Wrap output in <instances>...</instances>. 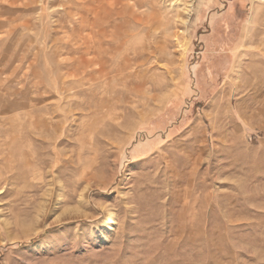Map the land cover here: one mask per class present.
Returning a JSON list of instances; mask_svg holds the SVG:
<instances>
[{"label":"rangeland","instance_id":"obj_1","mask_svg":"<svg viewBox=\"0 0 264 264\" xmlns=\"http://www.w3.org/2000/svg\"><path fill=\"white\" fill-rule=\"evenodd\" d=\"M125 1L0 0V264H264V0Z\"/></svg>","mask_w":264,"mask_h":264},{"label":"bare ground","instance_id":"obj_2","mask_svg":"<svg viewBox=\"0 0 264 264\" xmlns=\"http://www.w3.org/2000/svg\"><path fill=\"white\" fill-rule=\"evenodd\" d=\"M133 1V6L134 7H136L137 9H140V8H146V11L147 12H145V13H139L138 15H136V17H134V15H132V17L131 18H135V19H137L136 21H138L139 23H140V25L144 28L143 30L144 31H146V33H145V35H142V31H131L130 29V31H128V27L125 29V27H124V29L125 30H123L122 31V33L120 34V35H122L121 37H122V62L123 61H126V62H128V61H130V60H133L134 62L137 60H134L133 58L134 57H136V56H138V49H140V48H145L144 47V44H145V42H141V43H139V37L140 36H142L143 37V39H141V40H144L145 38H147L148 36L150 37L151 36V38L154 40V35H153V33L155 32V31H157V30H162L163 29V32H164V34H165V36H173V37H176V35H177V33L174 31V27H175V22H174V18L172 19V18H170L169 16H168V14L167 13H163V12H158V10L156 9V5H155V0H132ZM123 3H127L126 1L124 2V0H123ZM123 5H125L124 6V8L127 10V8H128V6H127V4H123ZM135 8V9H136ZM88 9V8H87ZM131 9V8H130ZM136 9V10H137ZM130 11V10H129ZM177 16V15H176ZM255 16H257L256 15V11H254V14H253V18H255ZM126 18V17H125ZM130 18V17H129ZM127 20V19H126ZM129 20V19H128ZM134 20V19H133ZM73 23V22H72ZM124 23H125V21H124ZM126 24V23H125ZM129 23H127L126 25H128ZM136 24V23H135ZM139 25V24H138ZM76 26V25H75ZM123 26V25H122ZM173 26V28H171ZM162 27V28H161ZM83 30V29H82ZM81 30V31H82ZM78 32V31H77ZM106 32V31H105ZM104 33V32H103ZM254 33V32H253ZM103 35V34H102ZM120 35H118V36H120ZM105 36V35H104ZM146 36V37H145ZM75 37V36H74ZM89 37H91V36H89ZM94 37V36H93ZM98 37V36H97ZM103 37V36H102ZM116 37V36H115ZM81 38V37H80ZM163 38V37H162ZM165 38V37H164ZM254 38V36L253 35H250V34H247V35H245V42L246 43H248V42H250L252 39ZM257 38V35H256V33H255V39ZM88 39H90V38H88ZM92 39V38H91ZM254 39V40H255ZM119 40H120V38H119ZM146 40V39H145ZM87 41V40H86ZM92 41V40H91ZM96 41V40H95ZM101 41V40H100ZM107 41V40H106ZM121 41V40H120ZM120 41H119V43H120ZM152 42V41H151ZM158 42H160V41H158ZM75 43V42H74ZM89 43V42H88ZM153 43V42H152ZM99 44V43H98ZM101 44V43H100ZM117 44V43H116ZM116 44H114V45H116ZM142 46H141V45ZM157 44V43H156ZM262 44H264V43H262V42H260V44L258 45V55L260 56V57H262V58H264V49H263V47H262ZM79 45V44H78ZM158 45V44H157ZM93 46V45H92ZM155 46V45H154ZM153 46V47H154ZM76 47V46H75ZM74 47V48H75ZM95 46H93V48H94ZM98 46L96 45V47L94 48L95 50L96 49H99L100 48V46L97 48ZM117 47V46H116ZM120 47H121V45H120ZM160 47V46H159ZM77 48V47H76ZM92 47H91V49H93ZM162 48V47H161ZM72 49V48H71ZM77 49H80V48H77ZM76 49V50H77ZM93 49V50H94ZM102 50H103V48H101ZM154 49H156V46L154 47ZM81 50V49H80ZM94 50V51H95ZM101 50V51H102ZM107 50V49H106ZM109 50V49H108ZM116 50V49H115ZM145 50H147L146 48H145ZM111 52L113 51L112 49L110 50ZM109 51V52H110ZM142 51V50H141ZM140 51V52H141ZM148 51V50H147ZM156 52V50H152V52ZM143 52H144V50H143ZM151 52V53H152ZM101 53V52H100ZM157 53V52H156ZM102 54V53H101ZM105 54V53H104ZM142 53H140V55H141ZM97 55V54H96ZM106 55V54H105ZM139 55V56H140ZM146 55V54H145ZM150 55V54H149ZM245 55L248 57V63L247 64H245V67H244V72L245 73H247V74H250V72H251V66L249 65V63L250 62H256V61H258V63L261 65V66H263V64H261V61H259L258 59H256L255 57H254V53H249V52H246L245 53ZM99 56V55H98ZM101 56V55H100ZM139 56L137 57L138 58V60H139ZM242 56V55H241ZM257 56V55H256ZM98 59H99V57H98ZM101 59V58H100ZM140 59H141V57H140ZM254 62V63H255ZM264 62V61H263ZM67 64V63H66ZM125 65V64H124ZM127 65H132V61H131V64H127ZM135 65V64H134ZM124 68V67H123ZM129 68V67H128ZM127 68V69H128ZM132 68V67H131ZM263 69V72H264V66L262 67ZM126 68H124V70H125ZM130 71V70H129ZM91 72V71H90ZM254 73V72H253ZM104 75V74H103ZM23 76V75H22ZM245 78V77H244ZM83 80V79H82ZM258 83L259 82H256V84H254V82H251V80H250V82H246V79H245V86L243 85V86H239V87H237V89H236V91L238 92V91H240L241 89H244V87H246V88H250V89H252V90H254L255 91V93H254V96H252V98L254 99V100H256V99H258V98H262L263 97V95H262V90H260V87L261 86H259L258 85ZM260 84H263V83H260ZM21 87V86H20ZM263 89V88H262ZM246 98V101L248 102V100L250 99V97L248 96H246L245 97ZM244 102V101H243ZM262 106V105H261ZM238 107V106H237ZM263 108V107H262ZM240 110V109H239ZM54 113H55V111H53ZM240 113V112H239ZM56 114V113H55ZM262 115V114H261ZM32 116V115H31ZM56 116V115H55ZM51 118V117H50ZM53 119V118H52ZM54 120V119H53ZM29 122V121H28ZM35 124V123H34ZM41 128H39V130H40ZM51 129V128H50ZM49 129V130H50ZM53 129V128H52ZM38 130V129H37ZM30 131V130H29ZM25 132V131H24ZM28 131H26V134H29V133H27ZM31 132V131H30ZM42 132H43V130H42ZM55 132V131H54ZM32 133V132H31ZM33 133H35V132H33ZM32 133V134H33ZM56 133V132H55ZM57 134V133H56ZM60 134V133H59ZM9 135V134H8ZM41 135V134H40ZM26 136V135H25ZM29 136V135H28ZM32 136V135H31ZM43 136V135H42ZM23 137H24V135H23ZM33 137V136H32ZM45 137V136H44ZM50 137H53V136H50ZM56 137H57V135H56ZM55 137V138H56ZM11 138V137H10ZM20 138V137H19ZM37 138V137H36ZM36 138H35V140H36ZM41 138V137H40ZM39 138V139H40ZM42 139V138H41ZM11 140V139H10ZM19 140V139H18ZM33 140V139H32ZM9 141V140H8ZM8 141H7V143H8ZM44 141V140H43ZM11 143H13V140L12 141H10ZM39 142H41V140L39 141ZM45 142V141H44ZM6 143V145H8ZM18 143V142H17ZM36 143V142H35ZM34 143V144H35ZM42 143V142H41ZM41 143H39V144H41ZM30 144V143H29ZM10 145H13V144H10ZM19 145V144H18ZM25 145V144H24ZM28 145V144H27ZM27 145H25V147L27 146ZM37 145V144H36ZM47 145V144H46ZM16 146H17V144H16ZM49 146V145H48ZM59 146V145H58ZM28 147V146H27ZM29 147H30V145H29ZM33 147H36L35 145H33ZM38 147H39V145H38ZM42 147V146H41ZM40 147V148H41ZM8 148V147H7ZM22 148V147H21ZM20 148V149H21ZM46 148V147H45ZM24 149V148H23ZM26 149V148H25ZM30 149V148H29ZM38 149V148H37ZM43 149H44V146H43ZM1 150V149H0ZM19 149H17V147H16V151H18ZM34 150V149H33ZM58 150V149H57ZM8 151V150H7ZM24 151V150H23ZM45 151V150H44ZM59 151V150H58ZM6 152V151H5ZM22 152V151H21ZM30 152V151H29ZM36 152V151H35ZM16 152H14V154H15ZM20 153V152H19ZM3 154H5V153H3ZM27 154V153H26ZM43 154V153H42ZM42 154L40 155V156H42ZM16 155H18V152H17V154ZM20 155V154H19ZM19 155H18V157H19ZM31 155V154H30ZM33 155V154H32ZM4 156H6V155H4ZM25 156V155H24ZM39 156V157H40ZM18 157H17V159H18ZM28 157H29V154H28ZM27 157V158H28ZM43 157V156H42ZM55 157V156H54ZM4 158V157H3ZM13 158H15V157H13ZM8 159V158H7ZM6 159V160H7ZM32 159H34V158H30V160H32ZM15 160V159H14ZM20 160V159H19ZM34 160H36V159H34ZM40 160H42V159H40ZM24 161V160H23ZM22 161V163H24ZM37 161V160H36ZM35 161V162H36ZM16 162V161H15ZM31 162H33V161H31ZM161 163H162V165H163V167L166 169V171L168 170H171V164H170V162L169 161H164L163 159L160 161ZM1 163H2V160H1ZM37 163V162H36ZM10 164V163H9ZM16 164H17V162H16ZM18 164H20V163H18ZM24 164H27V163H24ZM33 165H34V163H32ZM39 164V163H38ZM22 165V164H21ZM39 165H41V164H39ZM7 166H8V163H7ZM6 166V167H7ZM23 166V165H22ZM21 166V167H22ZM30 166V165H29ZM35 166V165H34ZM37 167V166H36ZM10 168V167H9ZM18 168V167H17ZM38 168V167H37ZM39 168H41V167H39ZM3 169V168H2ZM2 169H0V194H2L3 193V191H2V183H5L6 182V180H7V177H5L3 174H5V173H3V171H2ZM11 169V168H10ZM14 169V168H13ZM13 169H11V170H13ZM15 169H16V167H15ZM20 169V168H19ZM25 169V168H24ZM35 169V168H34ZM165 169H164V171H165ZM4 170V169H3ZM7 169H5V171H6ZM11 170H10V172H11ZM22 170V169H21ZM20 170V171H21ZM28 170H29V167H28ZM30 170H31V168H30ZM35 170H38V169H35ZM19 171V172H20ZM27 171V170H26ZM29 172V173H28ZM28 172H26L27 174H30V171H28ZM8 173H9V171H8ZM32 173V172H31ZM36 174V173H35ZM13 175L15 176V174L13 173ZM38 175V174H37ZM6 176H9V175H6ZM17 176H18V174H17ZM17 176H15V177H17ZM14 179V178H13ZM12 180V179H11ZM114 180V179H113ZM112 180V181H113ZM12 182V181H11ZM10 182V183H11ZM112 183V182H111ZM136 183H134V185H135ZM138 184V183H137ZM140 185V184H139ZM142 186V185H141ZM140 187V186H139ZM136 188H137V186H136ZM136 188H133V189H136ZM146 189H147V187H146ZM144 191V190H143ZM142 192V191H141ZM138 194V193H137ZM133 196V195H132ZM131 196V197H132ZM139 196V195H138ZM125 197V196H124ZM128 197V196H127ZM129 198V197H128ZM133 198V197H132ZM135 198V197H134ZM132 200V199H131ZM138 200V199H137ZM132 202H133V200H132ZM131 210V209H130ZM85 216V215H84ZM82 217V216H81ZM62 221V220H61ZM59 222V221H58ZM57 221H56V223H58ZM44 224V227L45 228H48V227H51L54 223H52V222H48V220H45L41 225H43ZM54 228V227H53ZM37 229H39V228H37ZM34 231V230H33ZM35 232V231H34ZM33 233V232H32ZM31 233V234H32ZM27 234H29V233H27ZM35 234V233H34ZM110 234V233H109ZM30 235V234H29ZM36 235V234H35ZM101 235V234H100ZM42 242V241H41ZM48 242V241H47ZM122 243V242H121ZM53 247V246H52ZM154 248H155V246H154ZM37 249V248H36ZM53 250V249H52ZM139 251V250H138ZM147 252V251H146ZM150 253V252H149ZM139 254V253H138ZM148 254V253H147ZM152 254V253H151ZM113 256V255H112ZM117 256V255H116ZM106 259V258H105ZM117 259V258H116ZM136 260V259H135ZM44 261V260H43ZM109 261H110V259H109ZM42 262V261H41ZM46 262V261H45ZM111 263H112V261H111Z\"/></svg>","mask_w":264,"mask_h":264}]
</instances>
